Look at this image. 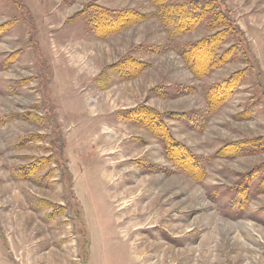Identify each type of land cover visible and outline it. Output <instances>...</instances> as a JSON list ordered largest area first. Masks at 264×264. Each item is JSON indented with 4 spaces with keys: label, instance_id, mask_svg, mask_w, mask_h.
Instances as JSON below:
<instances>
[{
    "label": "rangeland",
    "instance_id": "rangeland-1",
    "mask_svg": "<svg viewBox=\"0 0 264 264\" xmlns=\"http://www.w3.org/2000/svg\"><path fill=\"white\" fill-rule=\"evenodd\" d=\"M166 1L0 0V264H264V0Z\"/></svg>",
    "mask_w": 264,
    "mask_h": 264
},
{
    "label": "trees",
    "instance_id": "trees-1",
    "mask_svg": "<svg viewBox=\"0 0 264 264\" xmlns=\"http://www.w3.org/2000/svg\"><path fill=\"white\" fill-rule=\"evenodd\" d=\"M153 2L157 5V7L159 8V10L161 9V10H163V12H165V15H164V13H163V15L161 14V19H162L163 22L165 21L163 19V17L166 16L168 18V21L169 22H172L173 21L172 23L174 24V18L176 16H179L181 14V12H182V10H179V7L177 8V6L174 5V4H168V2L166 0H153ZM193 5L195 6L196 9H199L201 12H206V11L208 12L209 11L208 10L209 8H211V10H212V8L214 7L213 4H212V2L210 0H197V1H195L193 3ZM99 18L100 19L97 18V20L100 21L103 18V16H101ZM30 19H31V21H33L34 20V16L31 15ZM168 21L166 20V22H164L166 24H164V25H166L167 28H168V31H170V23ZM216 21L220 25H222L223 27H227L228 24L232 21V18H231V16L227 12H225V13H222V15H221V13L218 14L216 16ZM110 25L111 26L109 27V29H111V30H113V29L116 30L117 29V23H114L113 25L111 23ZM175 27H172V28L173 29H177V25H175ZM33 28H34V32H36V26H33ZM52 102H53L52 99L49 100V103H52ZM53 104H54V102H53Z\"/></svg>",
    "mask_w": 264,
    "mask_h": 264
}]
</instances>
